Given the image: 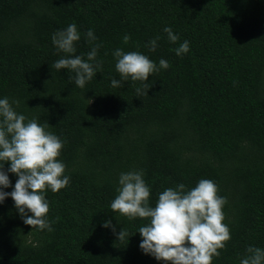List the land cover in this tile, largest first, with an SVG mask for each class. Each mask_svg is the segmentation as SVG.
Listing matches in <instances>:
<instances>
[{
    "label": "trees",
    "instance_id": "trees-1",
    "mask_svg": "<svg viewBox=\"0 0 264 264\" xmlns=\"http://www.w3.org/2000/svg\"><path fill=\"white\" fill-rule=\"evenodd\" d=\"M68 24L81 33L76 54L91 47L88 29L101 45V71L82 89L69 81L74 74L51 67L64 54L50 36ZM164 26L178 34L175 44ZM184 40L189 50L177 57L172 49ZM115 48L169 67L137 97L140 81L111 86ZM4 96L64 142L58 159L70 179L45 192L51 232L24 224L11 197L0 203V264H162L138 246L147 218L109 209L119 173L129 170H142L152 205L178 183L216 184L230 239L211 264H239L247 246L264 248V0H0ZM105 220L128 240L101 227Z\"/></svg>",
    "mask_w": 264,
    "mask_h": 264
},
{
    "label": "clouds",
    "instance_id": "clouds-1",
    "mask_svg": "<svg viewBox=\"0 0 264 264\" xmlns=\"http://www.w3.org/2000/svg\"><path fill=\"white\" fill-rule=\"evenodd\" d=\"M170 44L179 39L169 26H164ZM81 33L75 24L57 29L51 36V44L56 52L63 53L51 67L60 71L66 69L68 79L77 88L85 84L101 71L97 52L101 46L96 41L92 29L84 33L91 45L84 54H76L75 43ZM129 36L122 37L127 42ZM159 36L146 43L149 51H155ZM177 57L186 54L189 42L184 40L172 49ZM114 69L119 79H111L112 87H119L125 81H140L142 87L135 89L136 96L147 94L148 77L169 67L168 61L149 59L138 51L125 52L121 48L112 51ZM18 101L7 96L0 97V203L11 197L13 205L24 224L37 231L53 229L47 218L49 201L45 192H57L69 183L65 165L58 159L63 141L47 125L28 119L13 107ZM8 162L5 169L4 164ZM8 173L17 179L11 184ZM116 195L109 203L112 212H118L129 220L147 218V223L139 227V249L162 264H211L213 257L219 256V249L230 239L225 223L223 205L226 200L218 195L216 184L209 179H200L195 186L187 188L183 183L167 187L157 194L154 205L150 204V186L143 178L142 170L121 172L117 178ZM11 186V191L5 189ZM30 213V215H29ZM101 227L111 228L117 239L128 240L130 236L122 227L116 233L111 222L105 220ZM239 264H264V248L249 245Z\"/></svg>",
    "mask_w": 264,
    "mask_h": 264
}]
</instances>
